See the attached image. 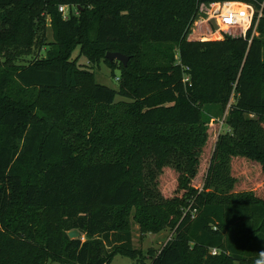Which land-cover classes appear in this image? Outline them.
Returning a JSON list of instances; mask_svg holds the SVG:
<instances>
[{
  "label": "trees",
  "instance_id": "16d2710c",
  "mask_svg": "<svg viewBox=\"0 0 264 264\" xmlns=\"http://www.w3.org/2000/svg\"><path fill=\"white\" fill-rule=\"evenodd\" d=\"M213 1L223 0H0V29L25 19L32 31L47 20L53 31L43 60L0 65V82L7 77L10 87L76 88L70 56L78 43L109 65L107 51L135 59L121 63L117 90L87 84L96 112L89 122L85 112L82 129L97 144L92 153L64 133L59 99L47 108L58 112V125L31 121L27 98L0 106V264H110L115 255L146 264L132 246L130 207L140 231L172 229L149 264H264V195L241 188L233 168L239 161L242 172L264 178V4L257 35L250 28L245 37L187 40L198 8ZM238 1L255 3L257 13L263 0ZM149 44L159 57L143 63ZM225 112L226 130L213 132L209 123ZM20 125L27 129L18 146L11 135ZM202 158L200 191L188 179L180 195H161L156 173L170 166L190 178ZM191 201L194 214L182 216ZM71 229L80 236L70 238Z\"/></svg>",
  "mask_w": 264,
  "mask_h": 264
},
{
  "label": "rangeland",
  "instance_id": "374dc122",
  "mask_svg": "<svg viewBox=\"0 0 264 264\" xmlns=\"http://www.w3.org/2000/svg\"><path fill=\"white\" fill-rule=\"evenodd\" d=\"M238 3H248L249 1H238L233 0ZM254 10L257 11L258 7L255 3H252ZM264 0L260 3L263 6ZM259 5V3H258ZM260 9V8H259ZM251 12V11H250ZM78 14V13H77ZM205 9L199 7L197 13L190 25L189 33L187 34V40H220L229 35L232 37L243 36L245 37L247 31L251 28V35H257L255 30L257 20L251 24L245 30L239 28H229L221 29L217 20H209ZM34 25H32L33 27ZM53 41V31L50 27L48 20L46 21V26L43 29H38L37 31H32L26 23V20L14 26L13 28H1L0 29V65L5 66L13 62H18L21 58L25 61L30 60H43L47 54V50L51 46ZM87 42H84V48L81 47L80 43L76 44L71 52L70 60L74 63L78 70V75L80 78L79 85L76 88L66 89L60 91L57 94H51L49 92H40L36 90L23 89L18 85H12L13 81L8 82V78H3L1 84H8L5 92L0 91V106L12 107L20 106L23 99L30 100V116L31 121L37 122L41 121L45 126L49 124H59L60 118L58 117V112H49L48 107L54 106L56 100H60V106L66 108V124L63 129L64 133L69 139H71L76 146V150H82V152L92 153L95 150L97 144L91 141L87 137V132L82 129V125L86 121L85 112L89 110L91 115H88L87 121L93 117L96 112V108H90L89 101L86 98V88L89 81L93 80L99 84L106 85L112 89L117 90L119 86V68L121 62L114 60L112 65H109L103 57L97 58V56H86ZM166 46V45H165ZM162 49H166L163 47ZM142 56L138 57L141 62H148L150 59H157V53L149 45H143ZM156 54V55H155ZM177 55V54H176ZM130 64L135 62L132 55L131 59L128 61ZM121 79V77H120ZM233 98L231 99V101ZM115 101H125L129 102V99L116 94ZM35 102V105H34ZM41 104V105H40ZM219 115L216 119H212L209 123L211 130L215 133L223 132L226 130V125L223 123L224 116ZM50 116V117H48ZM63 128L62 125H59ZM27 129V125H20L13 128V142L16 145L21 146L24 142V135ZM83 130V131H82ZM210 130V131H211ZM207 161L202 158L200 160V165L197 167L193 176L189 178L187 173H180L174 170L170 166H164L158 173L155 174L156 187L163 197L169 198L175 194L180 195L184 192V184L189 179V185L195 188L197 191L202 189L203 180L205 177ZM239 161H234L233 168L236 177L243 180V182H238L239 186H244L241 188H248L253 190L255 195H264V178L254 172L255 169L251 168L245 172H242L239 168ZM246 186H245V185ZM192 201L184 208L182 216L185 213L190 212L194 214V210H191ZM125 208V209H124ZM124 210L127 209L123 207ZM134 208L130 207L129 213V228L131 231L132 246L140 251V257H143V262L149 264L152 256L158 252V250L173 237V232L170 227H164L163 230L159 232H154L152 230L142 232L139 229L138 223L132 217ZM80 236V235H79ZM217 252L219 250L217 249ZM189 254V253H188ZM190 255V254H189ZM189 261L192 260V256H189ZM135 260H132L128 256L115 255L110 264H135ZM48 264H58L57 262L50 261ZM136 264H140L137 262ZM234 264H238L234 262Z\"/></svg>",
  "mask_w": 264,
  "mask_h": 264
},
{
  "label": "built area",
  "instance_id": "2783aa9c",
  "mask_svg": "<svg viewBox=\"0 0 264 264\" xmlns=\"http://www.w3.org/2000/svg\"><path fill=\"white\" fill-rule=\"evenodd\" d=\"M236 4H240L236 6ZM200 7L205 9V12L208 15L209 20H217L221 29L229 28H239L245 30L251 24L254 23V20H258L261 15V8L256 13L251 2L248 3H238L236 1H213L207 4H201ZM68 7L64 4L58 5V10L63 14V17L67 15ZM251 11V12H250ZM74 14H77V11L73 10ZM188 77H184L183 80L186 81ZM211 254H216L217 249L211 248Z\"/></svg>",
  "mask_w": 264,
  "mask_h": 264
},
{
  "label": "water",
  "instance_id": "95a60500",
  "mask_svg": "<svg viewBox=\"0 0 264 264\" xmlns=\"http://www.w3.org/2000/svg\"><path fill=\"white\" fill-rule=\"evenodd\" d=\"M105 58L108 59L109 61L117 60V61L121 62L123 64V66H126L128 60H129L128 55H126L122 52H119V51H107L105 53ZM67 235L70 238H77V237H79L80 232L77 229H71V230L67 231Z\"/></svg>",
  "mask_w": 264,
  "mask_h": 264
}]
</instances>
